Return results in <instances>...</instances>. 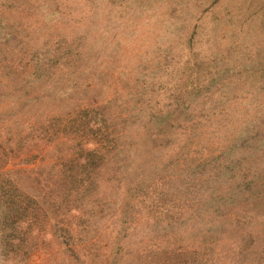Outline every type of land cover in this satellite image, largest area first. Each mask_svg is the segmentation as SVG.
I'll return each instance as SVG.
<instances>
[{
  "label": "rangeland",
  "instance_id": "1",
  "mask_svg": "<svg viewBox=\"0 0 264 264\" xmlns=\"http://www.w3.org/2000/svg\"><path fill=\"white\" fill-rule=\"evenodd\" d=\"M0 264H264V0H0Z\"/></svg>",
  "mask_w": 264,
  "mask_h": 264
},
{
  "label": "trees",
  "instance_id": "2",
  "mask_svg": "<svg viewBox=\"0 0 264 264\" xmlns=\"http://www.w3.org/2000/svg\"><path fill=\"white\" fill-rule=\"evenodd\" d=\"M101 164H103V163H101Z\"/></svg>",
  "mask_w": 264,
  "mask_h": 264
}]
</instances>
